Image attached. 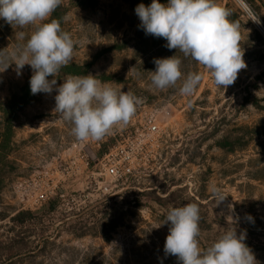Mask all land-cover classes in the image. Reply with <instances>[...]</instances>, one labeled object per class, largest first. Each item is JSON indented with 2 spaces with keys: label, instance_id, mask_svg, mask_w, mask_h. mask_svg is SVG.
Here are the masks:
<instances>
[{
  "label": "rangeland",
  "instance_id": "374dc122",
  "mask_svg": "<svg viewBox=\"0 0 264 264\" xmlns=\"http://www.w3.org/2000/svg\"><path fill=\"white\" fill-rule=\"evenodd\" d=\"M146 1L62 0L50 17L78 41L57 86L67 75L90 73L144 99L126 127L99 142L75 139L54 112L55 91L34 95L7 129L1 108L25 83L31 92L32 69L25 65L18 76L13 64L0 72V264H178L164 254L169 224L155 227L170 208L193 202L202 248L233 218L264 264V34L236 0H219L240 22L247 64L224 90L166 40L145 34L135 8ZM246 3L264 28V0ZM31 31L0 19V51L26 43ZM175 54L185 75L203 73L191 96L179 94L182 81L164 91L151 86L154 58ZM151 122L158 132H148ZM212 186L227 195L219 204Z\"/></svg>",
  "mask_w": 264,
  "mask_h": 264
},
{
  "label": "clouds",
  "instance_id": "9594fccd",
  "mask_svg": "<svg viewBox=\"0 0 264 264\" xmlns=\"http://www.w3.org/2000/svg\"><path fill=\"white\" fill-rule=\"evenodd\" d=\"M254 23L257 16L246 0H236ZM62 0H0V19L13 29L32 26L26 43L18 44L12 51H0V72L15 65L19 76L25 65L32 69L30 91L32 95L51 94L55 91L54 112L71 125L70 132L79 142H99L115 129L126 127L144 99L132 91H122L92 74L67 75L57 86V77L63 67L69 65L78 41L62 30L59 20L50 19ZM139 27L146 35L166 40L169 50L182 53L201 66L214 85L226 90L238 79L241 70L247 68L241 47L240 22L230 19L232 9L219 0H152L135 8ZM48 21V22H46ZM18 40H24V31H15ZM155 71H148L151 86L160 91L175 88L182 96L194 94L203 80V73L182 72V59L176 54L166 58H154ZM135 73V67L129 70ZM128 73V74H129ZM52 77V79H49ZM217 204L227 195L222 189H210ZM232 218V217H231ZM200 208L197 203L172 207L159 228L169 224V234L164 244L165 256H175L178 264H259L254 252L244 242L246 232L237 234L233 226L227 228L207 248L200 246ZM246 219L253 221L251 215ZM162 264V262H161Z\"/></svg>",
  "mask_w": 264,
  "mask_h": 264
},
{
  "label": "trees",
  "instance_id": "16d2710c",
  "mask_svg": "<svg viewBox=\"0 0 264 264\" xmlns=\"http://www.w3.org/2000/svg\"><path fill=\"white\" fill-rule=\"evenodd\" d=\"M151 2L152 0H147L145 4L150 5ZM30 78H28L26 82H29ZM26 84L27 83H25L23 87H21L19 94L12 93L1 108V110L3 111V122L7 125V129H9L11 125L13 114H15V112H17L21 107H24L25 104L33 100L34 95H32L31 92L29 91L27 92ZM6 137L7 135L5 134L3 139H5ZM3 153H4V150L0 148V154H3ZM5 154L6 152L3 154L2 158L5 157ZM28 213L29 212H27V214ZM22 215L23 213H17L15 219L21 218ZM114 226H115V223L110 222V229H113Z\"/></svg>",
  "mask_w": 264,
  "mask_h": 264
},
{
  "label": "built area",
  "instance_id": "2783aa9c",
  "mask_svg": "<svg viewBox=\"0 0 264 264\" xmlns=\"http://www.w3.org/2000/svg\"><path fill=\"white\" fill-rule=\"evenodd\" d=\"M254 25H256L257 28H259V30L264 34V28L261 26V24L254 23ZM147 129H148V132L149 133H156V132H158V125H157L156 122H151L148 125V128ZM107 172L110 173V174H114L115 173V168L110 166L107 169Z\"/></svg>",
  "mask_w": 264,
  "mask_h": 264
}]
</instances>
